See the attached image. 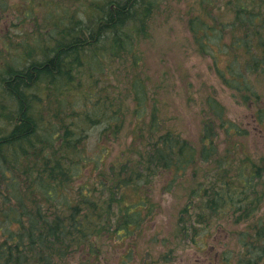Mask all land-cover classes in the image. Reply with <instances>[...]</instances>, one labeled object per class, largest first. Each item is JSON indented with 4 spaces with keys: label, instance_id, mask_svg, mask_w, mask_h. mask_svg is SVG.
<instances>
[{
    "label": "trees",
    "instance_id": "1",
    "mask_svg": "<svg viewBox=\"0 0 264 264\" xmlns=\"http://www.w3.org/2000/svg\"><path fill=\"white\" fill-rule=\"evenodd\" d=\"M80 3L85 17L79 21L70 18L69 11L55 13L58 22L52 21L57 31L49 36L54 45L42 51L40 60H29L24 54L23 62L0 61V264H67L81 250L90 253L92 260L99 243L94 246V236L117 238L122 243L133 231L132 226H140L145 219L143 210L150 203L143 188L150 187V181L160 175L170 176L167 182L174 183L191 170L192 180L186 186L188 204L184 208L191 215L187 228L184 226L187 221L183 222L186 231L201 223L204 215L217 214L221 209L223 214L225 209L234 207L241 211L246 208L248 198L262 201L253 183L264 173L263 166L254 167L248 175L239 170L236 176L226 177L227 168L225 165L223 170L220 168L224 160H216L218 128L233 139L239 132L232 123L219 124L221 107L213 97L206 100L213 115L203 121L201 148L197 150L160 121L155 90L149 91L145 85L141 90L140 81H133L134 78L125 90L126 97L133 93L130 115L138 118L128 150L125 149L129 154L122 151L121 158L108 165L102 155L90 157L84 163L86 157L79 145L88 136L86 127L103 126L102 136L116 137L131 105L121 98V92L112 100L100 97L99 104L93 102V112H83L82 123L54 113L55 107L61 112V100L78 98V94L83 98L90 96L84 93L83 83L74 81L77 74L94 80L96 87L105 71L117 76L115 71L129 74L138 66L142 54H138L137 45L148 36V21L160 0H81ZM206 5H210L209 0H195L188 9L186 25L194 48L212 59L216 73L225 84L249 89L242 69L251 70L252 63L259 68L264 65V0H223L222 12L208 11ZM27 16L31 18L32 14L29 12ZM226 28L229 31H224ZM226 32H230L232 40L222 45ZM214 46L228 50L226 75L219 67V53ZM6 54L8 57L11 53L6 51ZM128 57L133 60L128 61ZM236 61L240 72L233 76L237 69L232 64ZM44 93L49 97V106H55L48 110L49 119L31 115L33 103L42 104ZM3 101L10 102L8 108ZM6 124L9 128L4 127ZM72 155L84 158V166L93 163L96 183L72 187L82 166L70 159ZM202 165H209V170L205 167L200 177L198 168ZM23 169L28 170L25 172L28 176ZM220 170L224 176L219 178ZM207 176L217 178L218 187L207 186L204 183ZM106 181L113 189L110 201L102 197L108 189ZM21 184L30 188L32 197L20 192ZM141 188L144 197L134 199ZM124 189L133 190L130 197L133 202L125 203ZM252 209L257 210V205ZM248 228L252 233L246 235L253 236V240H244L245 256L243 253L238 257V262L264 264V216L248 224ZM80 264H89L88 257Z\"/></svg>",
    "mask_w": 264,
    "mask_h": 264
},
{
    "label": "rangeland",
    "instance_id": "2",
    "mask_svg": "<svg viewBox=\"0 0 264 264\" xmlns=\"http://www.w3.org/2000/svg\"><path fill=\"white\" fill-rule=\"evenodd\" d=\"M80 1L0 0V61L11 59L23 62L24 54L29 60L32 58L35 61L40 60L42 51L54 45L53 39L50 42L49 36L57 31L52 21L56 20L55 13L66 10L71 14L70 18L74 17V20L79 21V18L85 17L84 12H81L83 5ZM194 2L195 0H160L158 8L155 7V13L148 21V36H145L137 45V52L139 55L142 54V58L140 57L138 66L129 74L115 71L117 74L115 76L111 71H105L96 87H93L94 80H88L84 75L77 74L78 77L74 81L80 85L83 83L84 93H90V96L83 98L78 94V98L73 96L67 100H61L60 112L57 106H49V97H45L44 93L42 104L33 103L31 115H43L45 119H49L48 110L55 107L54 113H59L63 118L68 117V121L82 123L83 112H93L95 100L99 104L100 97L103 100H112L121 92V98L131 107L130 111L125 112V118L119 126L120 130L116 137L110 134L107 135L108 138L105 137L106 135L102 136L103 126L86 127L88 136L83 145H79L82 155L86 157L84 163L88 162L87 159L90 157L102 155L106 157L105 162L108 165L121 158L122 151L129 154L127 150L132 140L131 131L138 118L130 115L133 107V93L130 94V98L126 97L125 90L134 78L133 81H140L141 90H144V85L149 91L155 90L154 99L158 104L160 121L166 123L168 128L178 133L197 150L201 148L203 121L213 115L208 110L206 100L211 96L217 101L222 112L221 119H218L219 124L224 122L226 126L232 123L239 132L233 139L227 137L218 128L219 148L216 160H224L220 168L225 165L226 177L236 176L239 170H244L248 175L252 169H255L254 167H257L256 169H261L258 168L260 166L264 167V71H262L264 65H260L259 68L252 63L251 70L242 69L249 89H238L225 84L216 73L212 59L201 52L200 54L194 48L191 32L186 25L189 17L188 9L192 8ZM209 4L206 5L208 11L222 12L224 9L223 0H209ZM29 12L32 14L31 18L27 16ZM57 22L58 20L55 23ZM226 30L229 31L227 28L224 31ZM4 36L5 39H3ZM7 39L10 41H6ZM231 40L230 32H226L222 45ZM219 49L217 47L218 64L226 75L228 74L226 66L230 57L225 47L222 48L223 50ZM6 51L11 53L10 56L7 57ZM132 60V57H128V61ZM121 61L123 60L118 59V62ZM232 65L234 69L239 67L238 62ZM238 72L240 71L237 69L232 75L235 76ZM135 75L137 76L134 77ZM230 76L227 78L233 77ZM92 93L95 94L92 95ZM4 104L8 108L10 102L7 103L8 105L5 102ZM214 118L212 117V120ZM4 127L9 128L7 124ZM84 158L70 156L72 161L82 163L80 176L71 183L73 188L96 183L93 163L90 162L84 166ZM30 161L33 164L35 162ZM205 167L208 169L209 165L198 168L200 170L198 176L202 177ZM223 169L224 167L221 170ZM23 170L27 175L25 172L28 170ZM221 170L218 172L219 178L224 176ZM212 172L215 173V171ZM207 177L209 178L204 179L207 186L218 187L217 178ZM169 179L170 176H157L150 181V187L143 188L150 200L147 208L143 210L142 218L145 217V219L140 226H132L133 231L127 234L124 242H119L117 238L108 240L103 235L94 236L92 238L94 246L98 241L99 243L95 246V252L98 253H95L92 260L90 253L81 250L74 253L73 259H68L66 263L80 264V261L85 260L87 256L89 264H244L245 261L238 262V257H242L243 253L245 256L244 240L247 242L253 240V236L246 235L252 233L248 224L264 216V173L261 172L258 182L253 183L256 195L262 198L261 202L255 201V197L248 198L246 208L241 211L234 207L225 209L223 214L221 209L217 214L204 215L201 223L188 228L187 231L185 229L191 215L188 216L184 208L188 204L186 186L190 185L192 180L191 170L184 179L177 180H181L180 182L176 180L177 183L167 182ZM19 181L21 183L22 178ZM106 185L108 189L104 190L102 197L110 201L109 197L113 189L107 181ZM196 185L197 177L193 180V186ZM19 189L22 194L28 195L27 198L32 197L28 186L21 184ZM124 190L127 191L125 203L133 202V199H130L134 193L133 190ZM142 193L141 188L134 199L144 197ZM256 205L258 209L253 212L252 208L255 206L256 209ZM200 208L199 206L198 209ZM185 221L187 222L184 223L186 224L184 229ZM205 226L206 228H203ZM101 242L105 245H101Z\"/></svg>",
    "mask_w": 264,
    "mask_h": 264
}]
</instances>
